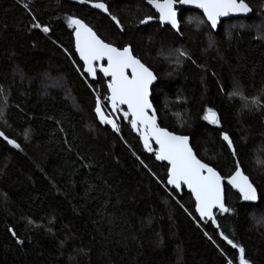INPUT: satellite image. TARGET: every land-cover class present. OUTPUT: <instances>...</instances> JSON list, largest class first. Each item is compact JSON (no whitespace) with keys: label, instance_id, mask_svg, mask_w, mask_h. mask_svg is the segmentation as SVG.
Here are the masks:
<instances>
[{"label":"trees","instance_id":"1","mask_svg":"<svg viewBox=\"0 0 264 264\" xmlns=\"http://www.w3.org/2000/svg\"><path fill=\"white\" fill-rule=\"evenodd\" d=\"M104 2L123 33L79 0H30L36 20L51 29L46 35L31 27L23 0H0V131L22 148L0 139V264H225L221 250L238 264L221 231L245 247L252 264H264V169L258 164L264 163V0H246L251 16L224 21L216 32L189 23L188 16L203 20L200 12L179 9L182 35L157 22L140 25L139 18L153 13L145 0ZM69 15L117 46H133L158 77L151 99L159 125L189 136L198 158L225 176L232 162L220 131L229 134L258 191L256 205L225 186L234 211L217 212V228L199 220L184 187L173 192L138 166L133 152L166 179V165L145 151L126 121L117 135L95 117L93 89L103 93L107 78L85 79L75 70ZM179 46L191 59L177 65L169 53ZM234 86L239 94L232 97ZM253 98L262 106L245 108ZM208 107L218 113L219 127L202 119ZM65 140L83 160L67 151Z\"/></svg>","mask_w":264,"mask_h":264},{"label":"snow or ice","instance_id":"2","mask_svg":"<svg viewBox=\"0 0 264 264\" xmlns=\"http://www.w3.org/2000/svg\"><path fill=\"white\" fill-rule=\"evenodd\" d=\"M145 2L155 12L145 14L139 18L138 23L140 25L148 24L158 14L159 22L168 26L167 30H174L173 34L179 33L181 35L180 19L175 7L177 3L180 5H194L196 8L202 9L204 19L198 23L210 26L211 29H217L220 17H227L230 13L247 14L251 10L246 0H145ZM79 3L90 4L92 8L101 10L106 14L114 29L119 33L125 31V26L120 18L110 10L104 0H79ZM21 7L31 17L32 28L39 29L46 35L51 32L49 26L36 20L30 7V0H23ZM191 22L189 20V23ZM66 24L68 28L72 29L71 34L75 38V55L79 57V61H72L75 70L85 79L92 78L96 80L101 73L104 78H107L106 85H101L104 89L103 93L98 88L93 89L95 95L94 113L99 123L111 126L112 131L119 135L121 133L120 122L126 121L131 130L138 134L144 149L152 153L156 161L167 162L165 179L158 177L140 156L136 155L135 152L132 153L138 161V166L144 168L152 179L165 187L172 186L171 191L173 192L182 190L186 186L192 197H194L195 213L198 214L199 220L206 223L210 222L212 225H216L217 228L220 226L217 223L216 213L219 212L223 215L234 211L226 203L225 185L235 189L239 193V198L243 201H257V189L254 182L249 175L245 174L239 153L227 132L220 131V137L223 142H226V149L232 162V170L230 174L225 176L215 167L198 158L193 147L190 146L189 136L177 134L159 125L158 114L154 109L152 99H150L153 82L157 81L158 77L136 55L131 44L126 43L123 46H117L103 38L83 19L75 16H67ZM261 38L264 39V36ZM64 51L71 59L73 54L69 53L67 49ZM161 54H163V51ZM173 54L177 65L180 64L181 58L191 59V56L183 49H175L169 53V56ZM192 62L195 63V61ZM89 86L92 87V85ZM238 94L239 88L236 86L229 93L232 97ZM250 105H256L258 108L262 106L257 98H253L251 101L245 99L244 107L249 108ZM105 108L108 111H105ZM203 111L202 119L204 121L217 127L221 125L218 113L213 108L208 107ZM0 115H3V113L0 112ZM57 124H59V121H57ZM60 131L63 132L64 129L61 128ZM29 137L30 133L26 130L25 138L28 139ZM0 139L13 148L22 151L21 145L16 140L9 138L3 131H0ZM64 144L67 146V151L74 153L78 160L84 159L71 146L69 141L65 140ZM82 166L85 168L90 167L88 164ZM104 183L107 184V181H104ZM180 206L183 208V205ZM28 223L31 224L33 221L29 220ZM7 230L15 238L16 244L23 243L17 237L13 228L9 227ZM204 234L209 240H212L207 232ZM219 235L227 242V245L231 246V249L237 250L239 254L238 264H252V261L247 258L244 246L230 239L223 231ZM220 254L224 258L225 264H237L235 255L229 258L223 250L220 251Z\"/></svg>","mask_w":264,"mask_h":264},{"label":"water","instance_id":"3","mask_svg":"<svg viewBox=\"0 0 264 264\" xmlns=\"http://www.w3.org/2000/svg\"><path fill=\"white\" fill-rule=\"evenodd\" d=\"M147 6H148V5H147ZM88 7H89L90 9H92L93 11H95L96 13H98V14H100V15H104V16H106V14L103 13L101 10H98V9H94V8H92L90 4L88 5ZM148 7L150 8V10H151L153 13L155 12V10L151 8V6H148ZM175 7H176V9H177L178 17H179V14H180V10H179V9H184V10H194V11H198V12H200V13L203 15V10H202V9H198V8H196L194 5H180V4L177 3V4L175 5ZM250 9H251V8H250ZM251 14H252V9H251L250 12L247 13V14H241V13H230L229 16H227V17H220L219 20H218V27H217V29H212V30H213L214 32H216V31L218 30V28L220 27L221 23L224 22V21L231 20V19H246V18L250 17ZM156 16H157V19H153V20L149 21L148 24H151V23H153V22H157V23H159L160 25H162V24L159 22L158 14H156ZM148 24H146V25H148ZM146 25H142V26H146ZM162 26H166V25H162ZM167 27H168V26H167ZM173 31H174V30H173ZM73 45H74V51H75V38H74V36H73ZM76 56H77V59H78V61H79V57H78V55H76ZM80 63H82V62H80ZM105 63H106V62H105ZM100 75L103 76L102 73H101ZM89 79L93 80L92 78H89ZM156 83H157V81H154V82H153V86H154ZM152 88H153V87H152ZM151 95H152V94H151ZM150 99H151V96H150ZM157 119H158V118H157ZM206 122H207V121H206ZM142 145H143V143H142ZM190 146H191V145H190ZM145 151L148 152L146 149H145ZM157 162H159V163H164L165 165H167V162H166V161H157ZM225 186H227V185H225ZM169 187L171 188L172 186H169ZM227 187H228L233 193H235V194H237V195L239 196V193H238L235 189H231L230 186H227ZM184 188H185V190L191 195L189 189H188L186 186H184ZM178 191H180V190H178ZM191 197H192V195H191ZM257 197H258V199H257L256 202H247V201H243L242 199H240V200H241V202L244 203V204H248V205H256V204L258 203V201H259V194H258V191H257ZM192 199H193V202H194V204H195L194 197H192ZM196 215L198 216L197 213H196Z\"/></svg>","mask_w":264,"mask_h":264},{"label":"rangeland","instance_id":"4","mask_svg":"<svg viewBox=\"0 0 264 264\" xmlns=\"http://www.w3.org/2000/svg\"><path fill=\"white\" fill-rule=\"evenodd\" d=\"M188 20H191L192 22H194L195 24H196V27H197V29L199 28V27H201V25L202 24H200V23H198L199 21H200V18H194V17H192V16H188ZM187 26V25H186ZM178 49H184L182 46H179V47H177ZM175 50V49H174ZM47 87V86H46ZM62 90H63V92H65L66 94H67V92L65 91V89H63V88H61ZM69 94H67V96H68ZM2 104H3V101L2 100H0V107L2 106ZM107 111H108V109H107ZM258 164L259 165H262V169H264V163L261 161L260 162V160H259V162H258ZM258 221H260V218H259V213H257V216H256V219L253 221L254 222V224H258Z\"/></svg>","mask_w":264,"mask_h":264},{"label":"bare ground","instance_id":"5","mask_svg":"<svg viewBox=\"0 0 264 264\" xmlns=\"http://www.w3.org/2000/svg\"><path fill=\"white\" fill-rule=\"evenodd\" d=\"M195 206V205H194Z\"/></svg>","mask_w":264,"mask_h":264}]
</instances>
